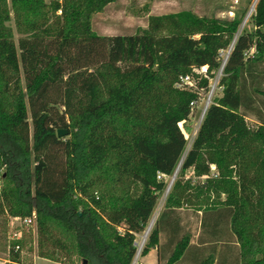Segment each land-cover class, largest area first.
Returning a JSON list of instances; mask_svg holds the SVG:
<instances>
[{
  "label": "trees",
  "instance_id": "obj_1",
  "mask_svg": "<svg viewBox=\"0 0 264 264\" xmlns=\"http://www.w3.org/2000/svg\"><path fill=\"white\" fill-rule=\"evenodd\" d=\"M117 1L0 0V217L35 214L42 259L132 264L187 147L180 123L200 95L182 80L206 64L209 77L222 71L223 94L205 112L142 256L164 234L163 264H264V0L255 32L237 35L242 17L181 11L150 17L135 35H98L92 16ZM212 165L218 182L185 180L188 170L210 176ZM222 193L228 202L201 206ZM184 205L202 212L199 246L181 225ZM21 245H11L8 264L21 263Z\"/></svg>",
  "mask_w": 264,
  "mask_h": 264
},
{
  "label": "rangeland",
  "instance_id": "obj_2",
  "mask_svg": "<svg viewBox=\"0 0 264 264\" xmlns=\"http://www.w3.org/2000/svg\"><path fill=\"white\" fill-rule=\"evenodd\" d=\"M44 1L49 4L53 0ZM255 3L257 5V0H118L115 3L107 5L102 12L94 14L91 18V24L94 32H96L100 36H128L135 35L141 29H147L149 18L152 16H166L170 14H176L181 11H191L197 16L205 18L214 17L222 20H232L236 16L242 17V22L237 34L239 35L243 31H256V28L251 21V17L255 13L256 5L252 14L250 12ZM247 18L248 20L246 22ZM7 25L14 30L15 39L16 41H18L19 38L22 37V35L17 32L15 22L12 20L8 22ZM260 30L264 32V27H261ZM196 38L198 39L200 38V36H197ZM160 42L163 46L166 47L170 45V40L167 37H163ZM253 53L254 52H252V54ZM187 58L190 61H196L195 57H193L192 54L188 55ZM220 58L222 62H225L226 54H224L223 57ZM202 68H206L208 70V65L203 64L202 67L200 69H196L194 75H192L187 80V82L190 83V85H188L187 87V90H197L200 95V99L195 102V106L192 109V114L189 121L180 123V127L184 131L187 139V147L184 154L182 155L180 167L178 166V174L180 172L182 162L191 149L199 128L202 124L205 115H203V113H205V105L210 94L212 93L210 105L212 104L214 98H219L223 94L222 88L219 86L220 79L222 77V71L217 73L214 77H209V74L204 73ZM203 79H209L208 90L199 88V84ZM260 98L264 99V97L262 96ZM246 124L251 130H255L259 126V121L255 117L249 116L246 118ZM172 178H165V182L167 183L168 187L170 186ZM220 178L221 172L216 168L215 165H212L211 167L210 176L198 177L192 170H188L185 173V180L190 181L191 184L194 185V187H204L206 181L209 180L218 182ZM172 186L170 187L169 191H167V187L160 196L146 230L143 233L139 234L136 238V243L138 245L140 244V241L143 240L142 238L153 220L154 225L152 229L155 227L160 213H162L165 209L167 198L172 189ZM228 199L229 195L227 193H222L220 196L211 194L210 199L203 200L202 202H200V204L201 206L211 204L212 202L224 204L228 202ZM182 209L183 210L180 213L185 217V220L189 222V225H186L185 228L191 231L193 236H196V234L200 233V226L198 225V221L195 217L197 211H194L192 207L186 205H184ZM151 230L148 233L146 242L144 243L143 248L141 249V251H139V253V246L137 245V252L134 258L135 260L138 257L136 264H142V251L147 243ZM120 231H123V228H121ZM193 238L194 240H196V237ZM16 242L22 243L20 248V264H65L38 257V236L35 225L28 226L25 221L19 217H0V261L5 262L6 264L9 263L8 259L10 258V247L13 243ZM75 264L81 263L76 261Z\"/></svg>",
  "mask_w": 264,
  "mask_h": 264
},
{
  "label": "crops",
  "instance_id": "obj_3",
  "mask_svg": "<svg viewBox=\"0 0 264 264\" xmlns=\"http://www.w3.org/2000/svg\"><path fill=\"white\" fill-rule=\"evenodd\" d=\"M183 209H179V212H181ZM161 214V213H160ZM160 216V215H159ZM202 216V212H196V219L198 221V225L200 226V217ZM180 219H181V225L186 227V225H189L186 220H185V217L180 213ZM194 218V217H193ZM189 219V218H188ZM191 219V218H190ZM200 234V233H199ZM199 234H196V236H193V237H196V240H194V238L192 237V245H196V246H199L197 243H198V240L197 238H199ZM138 236V235H137ZM166 244V238H165V235L164 234H161L160 235V246L159 247H156V248H153L150 250L149 254L146 255L145 257H143V261H142V264H163L164 260H160V250L162 248V246ZM0 264H6L5 262L3 261H0Z\"/></svg>",
  "mask_w": 264,
  "mask_h": 264
},
{
  "label": "built area",
  "instance_id": "obj_4",
  "mask_svg": "<svg viewBox=\"0 0 264 264\" xmlns=\"http://www.w3.org/2000/svg\"><path fill=\"white\" fill-rule=\"evenodd\" d=\"M231 50H232V47H230L228 50H222V51H220V57H223V55L224 54H226V60H225V62H223V65H225L226 64V62H227V59L229 58V55H230V53H231ZM252 52H254V49H252L251 51H250V53H252ZM202 70L204 71V73H207V69L206 68H202ZM190 77H186L185 79H183L182 81L185 83V84H187V85H190V83L189 82H187V80L189 79ZM195 102H197V101H195ZM195 102H193L192 104H191V106H192V108L195 106ZM205 113H203V115H204ZM203 117V116H202ZM158 178H161V176H159ZM24 221H25V223L28 225V226H33V225H35L36 226V223H35V214H33V216L32 217H29V218H26V219H24ZM138 245V244H137ZM17 249H19V247H17ZM138 258V257H137ZM137 258L134 260V262H132V264H136L137 262Z\"/></svg>",
  "mask_w": 264,
  "mask_h": 264
},
{
  "label": "bare ground",
  "instance_id": "obj_5",
  "mask_svg": "<svg viewBox=\"0 0 264 264\" xmlns=\"http://www.w3.org/2000/svg\"><path fill=\"white\" fill-rule=\"evenodd\" d=\"M257 2H258V0H257ZM255 5H256V3L254 4V6L252 7V10L250 11L251 14H252V12L254 11ZM251 14H250V15H251ZM250 15H249V16H250ZM249 16H248V17H249ZM247 20H248V18L246 19V22H247ZM211 98H212V93L210 94V96H209V98H208V100H207V102H206L204 112H206V110H207L208 107L210 106ZM177 175H178V171H176V173L173 175V178H172V180H171V182H170V186L168 187V190H167V191H169V189H170V187L172 186V184H174V182H175V180H176V178H177ZM153 219H154V218H153ZM153 225H154V220L151 222L149 228L147 229L146 233L144 234V236H143V238H142L143 240H141V241H140V244L138 245V246H139L138 253H139V251H141V249L143 248V245H144V243L146 242V237L148 236V233H149L150 230L152 229Z\"/></svg>",
  "mask_w": 264,
  "mask_h": 264
},
{
  "label": "water",
  "instance_id": "obj_6",
  "mask_svg": "<svg viewBox=\"0 0 264 264\" xmlns=\"http://www.w3.org/2000/svg\"><path fill=\"white\" fill-rule=\"evenodd\" d=\"M66 134H67V131H65V130H58V133H57L58 137H63ZM179 167H180V165H179ZM179 167L177 168V170L179 169ZM176 171H175V173H176ZM136 245H137V243H136ZM84 264H86V262Z\"/></svg>",
  "mask_w": 264,
  "mask_h": 264
}]
</instances>
